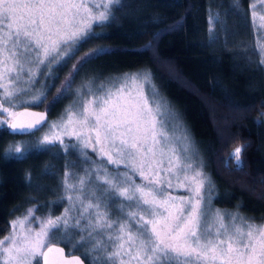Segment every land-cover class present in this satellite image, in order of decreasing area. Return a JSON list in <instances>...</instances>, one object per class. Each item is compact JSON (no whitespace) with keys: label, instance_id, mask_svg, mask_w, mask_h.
Returning <instances> with one entry per match:
<instances>
[{"label":"snow or ice","instance_id":"6c2138e0","mask_svg":"<svg viewBox=\"0 0 264 264\" xmlns=\"http://www.w3.org/2000/svg\"><path fill=\"white\" fill-rule=\"evenodd\" d=\"M119 2L102 0L96 7L104 11L93 14L88 0H0V55L8 53L0 59V129L34 136L49 127V133L32 144H10L4 158L22 160L49 145H61L65 152L78 150L83 162L92 165L83 175L65 170L61 199L69 207L60 216L38 218L32 208L23 219L10 222L12 231L0 239V264H41V259L49 264L50 253H63L51 246L53 241L71 243L74 230L81 236L73 247L93 244L83 253L89 264H264V225L249 223L239 213L208 209L202 191L205 174L185 162L191 160L186 146L171 143L158 119L161 105L155 93L150 101L139 85L136 96L131 90L125 95L126 86L115 91L101 87L102 95L81 103L59 123L49 124L46 112L30 110L47 99L43 91L34 94L36 77L47 79L51 66L68 55L59 53L60 46L86 37L92 22L107 21L110 6ZM210 21L214 23L209 32L214 34L219 15ZM5 30L7 37L2 35ZM258 48V64L264 66V45ZM95 54L98 49L85 53L73 72ZM70 87L71 79L66 78L49 107ZM242 147L230 154L238 165ZM87 149L98 159L93 160ZM166 157L169 167L164 168ZM180 173L183 182L174 185L169 176L180 181ZM27 179L31 181L30 174ZM174 188H187L188 196L171 195ZM113 209L116 219L110 218ZM33 219L39 231L25 228ZM95 235L102 239L95 240ZM98 251L102 257L92 255ZM65 264L81 261L74 258Z\"/></svg>","mask_w":264,"mask_h":264},{"label":"trees","instance_id":"16d2710c","mask_svg":"<svg viewBox=\"0 0 264 264\" xmlns=\"http://www.w3.org/2000/svg\"><path fill=\"white\" fill-rule=\"evenodd\" d=\"M251 1L120 0L110 6L107 21L92 22L86 37L60 46L59 53L68 55L51 66L47 79L36 77L34 94L43 91L47 99L33 108L52 100L70 74L68 91L51 107H44L48 120L79 108L81 91L85 95L87 86L101 89V84L123 76H144L149 98L155 93L161 113L174 119L176 129L170 131L178 138L173 144H187L191 161L203 166L206 184L202 191L208 209L239 213L247 221L263 223L264 66L258 64ZM92 4L96 12L104 11ZM217 15L220 22L214 24L213 34L210 18ZM93 49L99 54L73 72V65ZM73 85L85 87L79 89V96L75 90L77 97ZM41 131L20 136L0 129V236L10 220L32 207L51 217L67 208L61 199L65 195L61 177L66 169L80 171L78 166L62 165L63 160L77 157L70 149L65 152L61 145H49L48 150L26 159L4 158L10 144H32ZM166 131L170 135L168 125ZM241 146L238 165L230 154ZM37 183L49 186L35 194ZM112 211L110 218L116 219L118 214ZM71 236V243L58 244L89 264L83 254L85 243L73 247L81 233L74 230Z\"/></svg>","mask_w":264,"mask_h":264},{"label":"rangeland","instance_id":"374dc122","mask_svg":"<svg viewBox=\"0 0 264 264\" xmlns=\"http://www.w3.org/2000/svg\"><path fill=\"white\" fill-rule=\"evenodd\" d=\"M99 1L102 2V0H88V7L92 9L93 14H98L99 12H96L94 10V8H93L94 5L92 3H95L97 5V4H100ZM81 18L82 17H78L77 18V23H79V20ZM250 18H251V22H252V25H253V28H254V31H255L256 46H257V49L259 51L258 45H264V0H252L251 1V5H250ZM2 35L4 37H7V35H8L7 34V31L5 30L2 33ZM7 55H8V53L7 52H4L3 55H0V59H3L4 56H7ZM9 63H11V62H9ZM133 77L136 78L135 79V82H133V80H132ZM66 78H70V77L68 76ZM66 78L63 80V82L61 83V85L64 84V82L66 81ZM146 83L147 82H146V79H145L144 76L132 75V76H123L120 79H118L117 81H113V82L108 83V84H101L100 87H103L104 90H112V91H115L118 88H121V87H125L126 86L125 95H127V91L128 90H131L132 91V95L133 96H136V88H137V85H139V89L142 92V94L144 96H146V97L149 98V95L147 94V91H146ZM61 85L59 86L58 90L61 88ZM72 87L74 88V92H72V93H74V96L76 95L75 94V90H76V93H78V96H79V89H84L85 88V87L78 86V85H73ZM85 90H87V93H85V95H84V90L81 91L82 92V96H81L80 101H78V104H81V103L86 102L88 100H92V99H94V97L96 95H102L103 94L102 91H101V89L95 88L94 85L87 86ZM67 91H68V89H67ZM56 96H57V92H56V94H55L54 97H56ZM76 97H77V95H76ZM149 100L151 101L150 98H149ZM52 101H53V99L52 100H49L41 108H44V107L45 108H48L49 105H50V102H52ZM153 107H154V105H153ZM78 109L79 108H77L75 110H69V112H75ZM62 118L67 119V115H64L61 118L54 117V118L48 120V122H49V124H51V123H59ZM158 119H160L164 123L165 130H166V127L168 125L169 126V131H170V129H172L173 131H175L176 126H175V122H174V119H173L172 116H169L168 114L167 115L165 114V116H164L163 113H161L158 116ZM48 133H49V127L46 125L43 128V130L40 132V135H39L38 139L42 138L45 134H48ZM168 135H169V133H168ZM169 136L171 138V143L172 144L174 143L173 141H176L177 138H178V137H176V138L174 137V135L172 134V131H170V135ZM64 140H65V143L66 142L69 143V138L68 137H65ZM19 142H21V141H17V142H15V144L16 143H19ZM72 142H75V138H72ZM177 146L183 147V146H180V145H177ZM186 147L188 148V154H189V148L190 147L187 146V144H186ZM69 149L77 157L76 158L74 157V159L72 157L70 159L68 158V159L63 160L62 161V165L64 167H69V166H73L74 167V166H78L80 171L79 172H76L75 170H73V172L78 173L80 175H83V169L85 167H91L92 165L86 164V163L83 162V160H81L83 158L81 157V155H80V153H79L78 150L71 149V148H69ZM86 151H88V153L90 154V156L92 157L93 160L98 159V157L96 156V154L93 153L91 151V149H87ZM189 156L193 157V154L191 153V154H189ZM167 161H168V157H166L165 160H164V164H163V167L164 168L169 167V164H168ZM185 162H191V163H193L196 166L197 170H201L202 171V169L199 168V164L200 163H195L194 161H191V160L190 161H185ZM111 168H112V166H109V170H111ZM123 170H124L123 165H121V171H123ZM51 174L56 175L53 172ZM164 174H165L164 172H161V175L162 176ZM192 174H193L192 172H188L187 173V175H189V176H191ZM179 175L181 176L180 181H177L173 177L169 176V179H172L173 180V184L174 185L176 183H182L183 182V175L184 174L183 173H180ZM62 178H63V176L61 177V180H62ZM70 182H74V181H70ZM139 182L140 181L137 179V183H139ZM48 186L49 185L47 183H44V184L37 183V184L34 185L33 193L35 192V194H36V193L42 192V190L46 189ZM170 194L171 195H174V196H177V197H187L188 196V190H187V188H174L173 190H171ZM66 202H67V208H68L69 207V203H68L67 200H66ZM32 208H35V207H32ZM28 210L24 213V215H22V216H20L18 218L23 219L25 217V215L28 213ZM64 210L62 211V213L64 212ZM34 215H35V217H38V218H44V217L50 216L48 214L39 213V212L36 211V209H35ZM60 215H58V216H60ZM16 219L17 218H14V219H12V220L9 221L8 225L6 226V228L3 231L2 235L0 236V239H3L5 236H7L12 231L11 226H10V222L11 221H14ZM247 222L254 223L256 225H264V222L263 223H261V222L259 223V222H255V221H247ZM27 227H32L35 231H39V225H38V222L35 219L32 220L31 224H26L25 225V228H27ZM57 235H59V234H57ZM94 239L95 240H100V239H102V237H101V235H95ZM53 243H57V242L56 241H53ZM87 246H90V247L88 248ZM92 247H93V244L91 245V243H89V241H86L85 244L82 245V248L84 250L90 249ZM70 248H72V246H70ZM100 252H102V251H98V252L92 253V255L100 256ZM67 253H71V251L70 250H67ZM102 256H103V253H102L101 257Z\"/></svg>","mask_w":264,"mask_h":264},{"label":"water","instance_id":"95a60500","mask_svg":"<svg viewBox=\"0 0 264 264\" xmlns=\"http://www.w3.org/2000/svg\"><path fill=\"white\" fill-rule=\"evenodd\" d=\"M20 111H23V109H19ZM31 111L33 112H46V117L48 120V111L44 108H30ZM51 246L58 247L63 250L62 256L61 254L58 253H50L48 257L49 264H65L66 261H71L74 258H79L81 261V264H87L85 260L76 253H67L66 249L64 246L58 243H53ZM41 264H43V260L41 259Z\"/></svg>","mask_w":264,"mask_h":264}]
</instances>
